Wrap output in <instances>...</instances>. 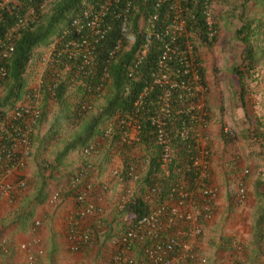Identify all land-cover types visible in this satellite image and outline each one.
Here are the masks:
<instances>
[{
  "label": "trees",
  "instance_id": "trees-1",
  "mask_svg": "<svg viewBox=\"0 0 264 264\" xmlns=\"http://www.w3.org/2000/svg\"><path fill=\"white\" fill-rule=\"evenodd\" d=\"M153 1L133 0L134 7L129 14L127 34L120 36L117 20L113 17L114 8L111 12L108 11L107 17L111 21L112 29L105 30L97 38L92 35L89 21L103 10V7H101L103 0H11L5 3L3 9H1L0 42L4 39L5 33L15 26L18 15L24 16L32 10L33 22L28 21L27 26L17 35L14 40L13 51L5 62L7 76L6 81L2 83L4 91L0 96V106L14 107L16 101L22 98L25 93L27 81L24 73L33 50L42 45H49L54 39L57 40L60 48L63 47L65 41L77 39V34L71 30V23L74 18L80 21L82 25L81 33L87 40L82 47H79L81 51L71 56V58L66 57L68 54H63L65 63L71 67L68 75L63 78L62 76H55L52 78L53 80L48 81L49 83L46 86L42 85V95L39 97L40 103L38 105L40 112L36 122L39 125L45 119L47 102L53 100L58 105V111L51 122L50 128L58 129L62 124L76 123L71 137L68 138L55 158L54 163L57 164L65 158L69 151L82 149L98 134L103 136L104 129L108 125L112 126L113 133L106 139H109L111 143L118 144L119 140H122L121 134L125 126V120L133 116L141 124L138 134L139 142L146 149H150L148 153L149 162L136 182L140 185L139 191L137 193L134 191L122 207L123 215H127L128 220L132 222L140 219L150 211V203L145 200V196L148 195V190L154 184L159 183L161 190L155 196L160 202H163L169 187L178 184V177L182 173L189 182L194 177L192 160L190 159L193 152L188 150L185 143L179 138V118L176 119L178 125L175 123L171 131L176 147L175 158L168 167L167 175L163 176L160 171V147L155 143L154 127L148 119L149 114L157 104L158 96L162 92V88L153 85L152 82V73L157 69V57L159 45L161 44L159 40L153 37V34L155 30L163 27L168 19L167 17L171 15L172 11H175V7L172 8L174 6L173 0H166L158 8H155ZM244 1L235 5L231 9L232 13L227 11L230 15L235 16L236 9H239V13L235 17L241 21V25L236 29L235 34L244 44V49L241 64L234 65L232 68L234 82L241 91V99L246 94L245 76L246 74L250 76L256 72L257 53H260L262 49L258 50L252 43L251 37L254 36L255 32L251 28L252 19L247 18L248 0ZM2 2L0 0V3ZM178 2L182 15L189 20L186 33L181 38L182 45L180 46L183 48L185 43H190L196 50L197 42L206 46L213 45L218 39L219 25L218 22L214 24L213 27L216 33L209 36L211 31L208 30L205 22V14L210 9L212 16L216 18L215 8L213 7L214 0H178ZM84 11H87V15L84 14ZM151 13H157V22L155 21L153 26L147 20L143 22L139 20L140 16L146 17ZM65 29H69L71 32L64 34ZM147 37L152 41L146 55L139 65L136 67L131 66L136 59L135 52L144 44ZM117 43L122 46V51L110 59L109 56L114 52ZM90 50L91 63L81 67L82 55ZM170 65L172 67L178 66L176 58L170 62ZM198 67L201 70V78L204 79V71L200 65ZM173 78H176V76L173 75ZM69 85L74 87L76 93L74 102L66 97L70 93ZM51 86L54 87L49 90ZM146 87L148 90L144 96L145 105L141 110H136L134 101L140 93H143ZM104 91L105 94L103 95ZM179 92L175 88H171L172 95L177 96V99ZM101 97L104 101L102 104L97 105L96 101ZM82 101L90 102L91 108L83 110L81 107ZM206 108L209 111L208 107ZM180 115L184 116L185 113L181 112ZM255 134L264 140V131H257ZM224 139L228 140L226 136ZM123 144L125 143L123 142ZM122 148H125V146H122ZM125 159L127 160V158ZM126 169L125 165L124 172H126ZM187 169L189 170L187 171ZM125 180V183H128L127 177H125ZM253 185L260 204L253 226L254 247L249 260L251 264H264V190L261 189V186L264 185V179L260 176L257 177ZM104 224L102 218H100V223H93L94 233L97 232L98 225L101 227ZM121 225L123 228L127 226L122 222ZM231 243L232 239L229 240L230 245ZM136 254V257L139 258L138 251Z\"/></svg>",
  "mask_w": 264,
  "mask_h": 264
},
{
  "label": "built area",
  "instance_id": "built-area-1",
  "mask_svg": "<svg viewBox=\"0 0 264 264\" xmlns=\"http://www.w3.org/2000/svg\"><path fill=\"white\" fill-rule=\"evenodd\" d=\"M0 3V21L2 19L1 9L5 3L11 0H2ZM101 7L108 9L113 7V17L117 20V28L119 36L127 34L129 14L133 7V0H103ZM174 1L175 11H172V20L163 25V30H155L153 37L160 41L159 57H158V71L152 78L153 85L161 87L162 92L157 98V104L154 107L148 119L150 124L154 127L155 143L160 147V171L161 174H168V167L172 163L176 155V147L171 136V131L175 123L178 125L177 118H179L178 135L188 150L193 154L190 157L192 160L194 177L189 182L182 173L178 177V184L169 187V191L163 202H160L155 196L161 190L159 183L154 184L148 190V195L145 200L150 203V211L143 215L140 219L132 222L128 220V216L124 215L122 223L127 224L124 228L120 226V231L114 241L115 254L114 261L117 264H205L206 257L198 253L196 249V242L202 232V220L209 216V201L215 194L214 188L206 184L210 148H209V113L207 111L204 95L206 86L204 80L201 78V70L199 65L195 62L193 56L192 46L184 44L185 47L178 42L185 28V21L181 14V9ZM166 0H154L155 8L161 6V3ZM87 15V11H84ZM105 12L102 10L89 21L92 35L97 36L112 29L110 19L105 17ZM205 22L208 30L211 32L209 36L216 33L214 29L215 20L211 14L210 9L206 11ZM15 26L7 31L4 39L1 40L0 45V87L6 81L7 69L5 62L13 51L14 40L20 31L27 26L28 21L33 22V11L30 10L26 15H18ZM147 21L152 24L157 21V13H153L147 18ZM72 29L77 34V39H69L63 43V47L52 48L49 62L61 63L63 69H70L69 65H65L61 61L62 54H68V57L76 55L86 42V38L82 35V25L76 18L72 20ZM214 29V30H213ZM65 29L64 34L71 32ZM95 34V35H94ZM153 39V38H152ZM150 38H146L144 44L141 45L136 52V59L131 66L136 67L145 56L147 47L151 43ZM57 43V41L55 42ZM122 46L117 43L114 52L109 56L113 58L117 53L121 52ZM128 49V48H125ZM180 53V54H179ZM178 61L177 67H172L170 62ZM35 59V52L32 53L28 61L25 74L30 73V68L36 69L33 65ZM92 60L91 50L82 55V66L90 64ZM55 66V65H54ZM56 70H53L55 73ZM173 75L176 78H173ZM55 76L61 77L58 72ZM179 77V79H177ZM43 82V77L40 80ZM55 86V85H54ZM51 86L49 90L52 89ZM171 88L180 91L174 97L171 93ZM147 87L135 99V109L141 110L145 105L144 96L147 92ZM41 96L37 87L32 86L27 90L22 98H20L9 110L0 114V157L9 160L14 166L20 167L23 164V157L30 153L29 148V134L32 126L39 118ZM83 110L91 108L90 102L82 101ZM184 112L185 115H180ZM122 122V121H121ZM123 123V122H122ZM121 139L124 142H129L135 139L139 140V131L141 124L130 116L125 120ZM132 129L136 136L130 137ZM225 133L230 131L227 127L224 128ZM112 126L108 125L103 132V136L108 138L112 135ZM188 142V144H187ZM18 144L22 147L20 153H17L16 147ZM96 151L94 144H88L83 148L85 161L80 169H78L72 177L73 189L75 192V201L78 204L76 215L80 218H87L91 215H96L97 223L100 222V209L93 203H86L87 192L91 189V184L86 180L87 169L91 167L87 160L88 156ZM149 158L145 157L140 164L148 165ZM126 172L119 168L112 171L113 175L118 177L120 181L125 183V177L129 182H137L140 178V169L138 163L129 162L126 164ZM189 169H187L188 171ZM4 177L0 171V193L8 192V189L19 188L25 186L24 180H18L15 184H4L2 182ZM126 184L122 191V205H124L134 192V188ZM14 186V187H13ZM238 198L244 196V189H239L237 193ZM59 198V191H54L49 201L55 202ZM200 198V201H196ZM87 226L76 228L72 226L68 232V239L73 250H79L82 246L92 242V227L88 221ZM35 225H39V221H35ZM22 249L28 248L26 244L21 245ZM139 252L140 257H136V252ZM42 250H38L40 254ZM36 255L28 253L27 264H34Z\"/></svg>",
  "mask_w": 264,
  "mask_h": 264
},
{
  "label": "crops",
  "instance_id": "crops-1",
  "mask_svg": "<svg viewBox=\"0 0 264 264\" xmlns=\"http://www.w3.org/2000/svg\"><path fill=\"white\" fill-rule=\"evenodd\" d=\"M30 70L27 74L28 83L35 74L32 67ZM103 101L101 97L96 104L100 105ZM57 111L58 108L50 109L52 121ZM47 116L48 111L41 124L33 128L30 155L24 158L21 167L7 168L3 165L5 159L0 157V170L5 173L2 178L4 184L14 185L18 179L26 182L24 187L13 186L8 192L0 193V264H27L28 253H37L38 250H42V253L37 255L34 264H117L113 259L114 238L120 231L124 217L122 191L129 184L137 193L140 185L123 183L112 171L116 168L124 169L129 162L138 163V168L143 171L146 164L141 165L140 160L148 156L150 149H146L135 139L123 141L125 144L119 140L115 144L100 134L93 138L91 143L96 146V151L88 156L91 167L86 171V180L92 187L87 192L86 203H93L100 209L105 224L99 226L96 233L92 230L90 244L73 250L68 239L70 228L85 227L88 220L91 225L96 223V215L84 219L76 215L78 204L75 201L72 177L82 167L85 156L82 149H74L60 163H54L59 151L71 137L73 128L65 126L63 129L62 124L58 129H51L52 121ZM209 130L213 148L212 181L209 180V184L216 187L218 192L214 200L207 204L209 209L214 211L217 208L218 212L214 211L215 214L203 220L202 236L197 241L198 250L205 249L201 253L208 254V264H228L226 255L234 251L229 240L235 237L243 245L246 241L241 263L251 264L249 256L254 247L253 226L257 216L253 200L249 204L245 201L232 209L227 207L229 203L234 204L232 193H228V190L238 180L239 172L250 157L245 155V150L240 149L241 163L235 165L240 159L233 152L231 144H223L217 140V129L213 124L209 123ZM129 131L130 137L136 136L132 129ZM21 148L18 144V153ZM248 182L250 180H246V184ZM55 190L60 191V197L51 203L49 197ZM196 201H200V198ZM35 221H40V224L35 226ZM22 244H26L28 248L22 249Z\"/></svg>",
  "mask_w": 264,
  "mask_h": 264
},
{
  "label": "rangeland",
  "instance_id": "rangeland-1",
  "mask_svg": "<svg viewBox=\"0 0 264 264\" xmlns=\"http://www.w3.org/2000/svg\"><path fill=\"white\" fill-rule=\"evenodd\" d=\"M243 1L214 0L213 7L215 8L216 20L219 25L218 39L210 46L197 42L196 54L204 71L205 83L207 85L205 100L209 110L210 122L217 129V140L223 144H231L233 152L240 159L236 161L235 165L241 163L240 149L245 150V155L248 158L250 157L248 163L241 169L238 175L240 181L250 180L245 187V198L239 203L233 201L234 204L229 203L227 207L232 209V207H237L245 201L249 204L253 200V209H255V213L257 214L260 202L255 193L253 183L259 176L264 179V140L255 134L257 131H264V0H258L256 2L255 0L247 1V18L252 19L251 28L255 32L254 36L251 37L252 43L258 50L261 48L263 50L261 49V52L257 53L256 72L250 73V76L249 74L245 76L244 84L246 86V94L241 99L240 88L234 82L232 74L233 66L241 64L244 49V44L235 34L236 29L241 25V21L235 17L239 13V9H236L235 16L230 15L227 11L232 13L231 9ZM51 51L52 45L50 44L39 47L36 52L37 57L34 64L36 65L37 71L33 75V78H31V83L34 87H41V76L49 77V74L52 73L53 68L48 70V59ZM75 95L76 93L71 89L66 97H68V100L74 102ZM57 108L58 105L55 102H47V118L49 121H52V115L49 113L50 109L55 110ZM224 125L231 127L236 132V137L227 142L222 140L221 128ZM65 126L72 129L74 126L76 127V123L64 124L63 129ZM231 156H233V153ZM245 169L248 170L247 173L244 172ZM239 188L240 185L236 181L231 184L228 193L232 192L233 194ZM261 189L264 190V185L261 186ZM214 211L218 212V209L215 208ZM214 211H212L211 215ZM233 239L232 242L236 241L235 244L231 243V248L234 251L226 255V261L228 264H242L241 261L245 252L244 245L246 241L243 245L242 241H237L235 237ZM201 249L202 251L205 250L204 248ZM202 251L198 250L200 253ZM202 254L207 257L206 264H208V254Z\"/></svg>",
  "mask_w": 264,
  "mask_h": 264
},
{
  "label": "clouds",
  "instance_id": "clouds-1",
  "mask_svg": "<svg viewBox=\"0 0 264 264\" xmlns=\"http://www.w3.org/2000/svg\"><path fill=\"white\" fill-rule=\"evenodd\" d=\"M176 3L178 4V6L180 7V5H179V2H178V0L176 1ZM134 5V4H133ZM134 7V6H133ZM132 7V8H133ZM113 9V7H109L107 10L106 9H103L104 10V12H105V17L106 18H109V17H107V12L108 11H110L111 12V10ZM132 10V9H131ZM181 14H182V10H181ZM151 15H153V13H151V14H149L148 16H146V17H143V16H140L139 17V20L141 21V22H143L144 20H147V18L148 17H150ZM173 16L174 15H170L169 17H167L168 19L166 20V22L163 24V25H165V24H167V23H169L171 20H172V18H173ZM182 17H183V19H184V21H185V28H184V31H183V33H182V35L179 37V40H178V42H180L181 43V38H182V36L186 33V30H187V26H188V23H189V20L188 19H186L183 15H182ZM214 20H215V24L217 23V20H216V18L214 17ZM157 22V21H156ZM118 34H119V30H118ZM57 40L56 39H54L50 44L52 45V48H54L55 46L56 47H58V48H60L59 47V45L57 44V43H55ZM49 44V45H50ZM185 44H189V45H191L192 46V50H193V56H194V59H195V62L198 64V65H200L201 66V68H202V65H201V63L199 62V59H197V54H196V50L194 49V47H193V45L192 44H190V43H185ZM42 46H45V45H42ZM149 46H150V44H149ZM41 47V46H40ZM39 48V47H38ZM38 48H35L34 50H33V53L35 52V59H34V61L36 60V57H37V50H38ZM148 48L149 47H147V50H148ZM139 50V49H138ZM137 50V51H138ZM147 50H146V53H147ZM136 51V52H137ZM136 52H135V57H136ZM51 53H52V51H51ZM146 53H145V55H146ZM50 56H51V54H50ZM67 58H69L68 57V55L66 56ZM158 57H159V54H158ZM158 57H157V69L152 73V78H153V76H154V74L158 71ZM144 58V57H143ZM143 60V59H142ZM49 61V60H48ZM61 61H62V63L64 62V64L65 65H67L66 63H65V61H64V59H63V54H62V56H61ZM141 63V62H140ZM140 63H138V64H136V66L137 65H139ZM35 67H36V65L35 64H33ZM55 65V66H54ZM54 65H51L50 64V62H49V65H48V70H50L51 68H53L52 69V73H50L49 74V77H44V75L43 76H41V78L43 77V82H41L40 81V83H41V87L39 86V88L37 87V86H35V87H37V89L39 90V92H40V94L42 95V85H47L49 82L48 81H50V80H53L52 78L53 77H55V73L56 72H58L59 74H60V72H61V75H62V78L64 77V76H66V75H68V72H69V70H67V69H63V66L64 65H62L61 63H54ZM71 68V67H70ZM203 69V68H202ZM53 70H56V72L55 73H53ZM58 70H60V71H58ZM35 71V74H36V71H37V69H35L34 70ZM34 74V75H35ZM24 75H25V77H26V81H27V86H26V88H25V92L27 91V90H30V88H32V86H33V84L31 83V78H30V81H29V83H28V79H27V74H25L24 73ZM57 77V76H56ZM32 78H33V76H32ZM204 80V82H205V78L203 79ZM205 86H206V91H207V85H206V83H205ZM2 89L0 90V96L3 94V91H4V87L2 86L1 87ZM68 89H69V91H71V89H73L74 90V87H71V85H69V87H68ZM205 95H206V92H205ZM205 95H204V101H205V105H206V107H207V104H206V100H205ZM75 98V97H74ZM53 101V100H52ZM11 107H9V106H0V114L1 113H4L5 111H7V110H9ZM209 121H210V119H209ZM210 124H211V122H209ZM37 125V122L32 126V128H31V132H30V134H29V142H31V140H32V134H33V132H32V130H33V128L35 127ZM40 125V124H39ZM225 127H227L228 129H229V131H230V134L229 133H225L224 132V128ZM208 134H209V148H210V157H209V165H208V172H207V178H206V184L207 185H209L210 186V184H209V180L210 181H212L211 180V170H212V167H211V158H212V154H213V148H212V145H211V141H212V135H211V132H210V130H209V126H208ZM221 133H222V137H223V141L224 142H227V141H229L230 139H232V138H234V137H236V132H235V130L234 129H232L231 127H228V126H226V125H224L222 128H221ZM226 136V138L228 139L227 141L224 139V137ZM104 137V136H103ZM106 138V137H105ZM88 144H93V143H88ZM87 144V145H88ZM87 145H85V146H87ZM84 146V147H85ZM84 147H82V151H83V148ZM29 148H30V144H29ZM30 151H31V149H30ZM18 153V152H17ZM29 155H30V153H29ZM28 155V156H29ZM84 155V154H83ZM25 157H27V156H25ZM25 157H23V164H24V158ZM5 159V158H4ZM87 160H88V158H87ZM83 161H85V159H83ZM22 164V165H23ZM3 165H5L7 168H10L11 166H14V164H12V162L11 161H9V160H4L3 161ZM21 165V166H22ZM91 165V164H90ZM20 166V167H21ZM147 166V165H146ZM16 167H18V166H16ZM19 168V167H18ZM244 168V167H243ZM121 170H123V169H121ZM1 171V170H0ZM4 172V171H3ZM2 172V173H3ZM244 172L245 173H247L248 172V170L247 169H245L244 170ZM143 174V171H141L140 170V177H141V175ZM3 175H5V173H3ZM3 178V177H2ZM18 180H23V179H18ZM17 180V181H18ZM136 183V182H135ZM237 183L240 185V188L239 189H241V188H243L244 189V196L242 197V198H238V196H237V193H238V191H239V189L238 190H236L235 191V193H233L232 194V201H234L235 203H239V202H241L244 198H245V193H246V190H245V187H246V180H242V181H240V179H238L237 180ZM25 185H26V182H25ZM212 188H216V187H214V186H211ZM215 190V189H214ZM55 191H58V190H55ZM54 192V191H53ZM52 192V193H53ZM217 188H216V190H215V194H214V196H213V198L210 200V201H213L214 200V198L216 197V195H217ZM51 193V194H52ZM232 193V192H231ZM51 196V195H50ZM59 197H60V191H59ZM49 199H50V197H49ZM59 199V198H58ZM57 199V200H58ZM56 200V201H57ZM55 201V202H56ZM51 203H54V202H51ZM210 211L211 212H209V216L207 217V218H205V219H208L210 216H211V213H212V208H210ZM100 218H102L101 217V215H100ZM95 219L97 220L98 218L95 216ZM96 220H94V221H96ZM204 220V219H203ZM203 220H202V222H203ZM89 221V220H88ZM91 223V222H90ZM97 223V222H96ZM100 223V222H99ZM39 224H40V221H39ZM34 225H35V222H34ZM93 225V224H92ZM92 225H91V227H92ZM35 226H38V225H35ZM99 227V225L97 226V228ZM121 229V228H120ZM93 230V229H92ZM94 231V230H93ZM202 232H203V225H202ZM202 232H201V234H202ZM119 233V232H118ZM201 234H200V236H201ZM118 235V234H117ZM116 235V236H117ZM116 236H115V238H114V240L116 239ZM199 236V237H200ZM198 237V238H199ZM92 238H93V236H92ZM197 241H198V239H197ZM232 243H236V241L235 242H232ZM233 244V245H234ZM234 246H236V245H234ZM196 249H197V251H198V248H197V242H196ZM114 251H115V246H114ZM31 253V252H30ZM42 253V252H41ZM40 253V254H41ZM199 253V252H198ZM33 254H35L36 255V259H37V255H39V253H38V251H37V253H33ZM201 255V254H200ZM202 256H205V255H202ZM206 257V256H205ZM206 259H207V257H206ZM36 261V260H35ZM206 262H207V260H206ZM35 263V262H34ZM188 264H190V263H188ZM206 264V263H205Z\"/></svg>",
  "mask_w": 264,
  "mask_h": 264
}]
</instances>
